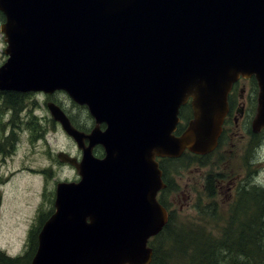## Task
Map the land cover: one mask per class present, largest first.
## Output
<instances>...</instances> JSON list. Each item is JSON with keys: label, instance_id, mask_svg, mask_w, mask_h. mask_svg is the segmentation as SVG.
Listing matches in <instances>:
<instances>
[{"label": "water", "instance_id": "95a60500", "mask_svg": "<svg viewBox=\"0 0 264 264\" xmlns=\"http://www.w3.org/2000/svg\"><path fill=\"white\" fill-rule=\"evenodd\" d=\"M0 12V91L63 92L95 123L80 131L47 103L83 154L57 155L80 180L57 184L31 264H151L169 220L160 160L215 151L241 77L257 82L252 131L264 130V0H0Z\"/></svg>", "mask_w": 264, "mask_h": 264}, {"label": "rangeland", "instance_id": "374dc122", "mask_svg": "<svg viewBox=\"0 0 264 264\" xmlns=\"http://www.w3.org/2000/svg\"><path fill=\"white\" fill-rule=\"evenodd\" d=\"M4 22L0 15V27ZM6 47L4 35L0 31V67L7 60L4 54ZM251 79L247 82L245 80L243 84L246 119L247 115L249 116L246 128L250 131L251 122L256 114L254 92L256 80ZM55 98L72 115V124L77 129L80 125L85 127L84 131L94 128V120L86 107L79 108L65 93H57ZM33 101L34 104L29 103L30 119L33 120V145L23 137L26 126L20 124L24 126L20 132V144H16V149H13L12 153L6 150L0 154V252L11 258L22 257L28 251L29 232L39 224L40 214L47 212L49 218L54 213L57 184L80 180L77 171L67 164H62L57 157L60 152H64L76 158L80 154L76 143L67 136L59 123L52 124L50 121L52 118L41 98H35ZM6 112L7 109L3 108L0 101V135ZM18 117L21 121L20 111ZM189 121L190 119H186L184 129ZM35 123L39 124L38 133L34 128ZM239 124L230 119L227 124L229 134L226 145L209 159L199 161L193 166H187L185 159L184 163L179 162L175 165L176 169L168 170V177L173 180L174 187L167 194V201L177 223L190 221L200 224L199 216L210 211L206 207L212 204L207 200L206 194L209 174L218 185L216 202L222 212L230 209L236 187L243 182L248 188L264 185V154L260 153L261 156L258 154V148L261 146L264 148V130L259 133L260 135L252 131V136L248 129ZM251 142L252 147L258 144L259 146L256 150L252 149L246 158ZM200 204L204 207L200 208ZM42 225H39L38 233Z\"/></svg>", "mask_w": 264, "mask_h": 264}, {"label": "trees", "instance_id": "16d2710c", "mask_svg": "<svg viewBox=\"0 0 264 264\" xmlns=\"http://www.w3.org/2000/svg\"><path fill=\"white\" fill-rule=\"evenodd\" d=\"M0 101L3 108H11L16 114L18 111L21 113L25 106L23 94L16 92L0 91ZM181 117L184 122L186 119H191L190 105L181 109ZM50 121L52 124L55 123L53 120ZM183 125L180 126V132L185 127ZM38 126L39 124L35 123L34 128L37 133ZM77 127L82 130L85 128L82 125ZM251 132L252 128L249 133L253 136ZM227 138L226 131H223L218 147L207 156H196L186 152L180 159L160 160L166 188L161 191L159 202L169 211V221L162 232L149 242L153 250L151 264H264V187L248 188L243 182L236 187V193L231 198L230 209L222 212L218 209L216 202L218 185L214 183V178L209 174L206 194L207 200H210L212 204L206 206L209 212L199 216L200 224L190 221L183 224L177 223L174 212L171 211L167 201V194L174 187L173 180L168 177V170L176 169L175 165L179 162L184 163L185 159L187 166H193L199 161L209 159L226 145ZM250 144L246 158L252 149L256 150L259 146L258 144L252 147L253 143ZM263 152L264 148L259 147L258 154H264ZM199 207L203 208L204 205L200 204ZM48 216L47 212L41 213L38 219L39 224L29 232L28 251L25 255L11 258L0 252V264H31L38 246L39 225L44 224Z\"/></svg>", "mask_w": 264, "mask_h": 264}, {"label": "flooded vegetation", "instance_id": "af4514ba", "mask_svg": "<svg viewBox=\"0 0 264 264\" xmlns=\"http://www.w3.org/2000/svg\"><path fill=\"white\" fill-rule=\"evenodd\" d=\"M2 16L3 20L5 21V17L2 13H0ZM248 81V79H243L241 78L237 83L232 88L231 94L229 96V114L225 119L224 125H223V131H226V134H229L228 130V122L230 119H233L235 124L240 125L239 123L242 124L244 129L246 128L247 124V119H246V112H245V103H244V92L245 88L243 87L244 81ZM252 80V79H251ZM250 81V80H249ZM240 90V91H239ZM255 95H256V103H255V109L257 110V95H258V85L257 82L255 83ZM23 94V97L25 99V106L21 111V121L19 120L18 114L16 112L14 113V110L11 108H6L7 109V116L3 118L2 121V133L0 135V154H3L6 150L12 153L13 149H16V144L19 145V139L20 137V132L23 131V127L26 126L23 137L25 139H28L29 144L33 145L34 139L32 136H34L33 131H32V124L33 120L30 119L31 114V107L30 104H34V99L35 98H41L45 105H47L48 102L50 101H56V95L54 97H51L49 95L43 94V93H20ZM256 113V112H255ZM72 115L69 116L71 120ZM72 122V121H71ZM73 123V122H72ZM20 124H25L24 126H20ZM252 124V122H251ZM101 128L104 130L105 125H102ZM248 129V128H246ZM80 130V129H79ZM92 129H89L87 131L81 130L85 133H90ZM245 132V131H244ZM247 133V132H245ZM41 134V133H40ZM260 135V134H259ZM85 144L88 145L89 142L85 141ZM94 156L97 158H103L105 155L104 149L102 146L98 145L93 149ZM82 151H80V154L76 156L78 160H81L82 158ZM99 154V155H98ZM102 154V155H101Z\"/></svg>", "mask_w": 264, "mask_h": 264}, {"label": "clouds", "instance_id": "9594fccd", "mask_svg": "<svg viewBox=\"0 0 264 264\" xmlns=\"http://www.w3.org/2000/svg\"><path fill=\"white\" fill-rule=\"evenodd\" d=\"M260 187H264V185H259Z\"/></svg>", "mask_w": 264, "mask_h": 264}]
</instances>
